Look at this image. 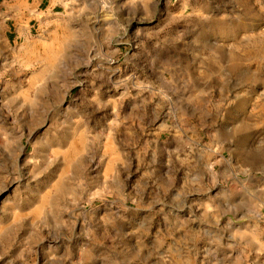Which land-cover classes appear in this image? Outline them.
<instances>
[{
  "label": "rangeland",
  "instance_id": "1",
  "mask_svg": "<svg viewBox=\"0 0 264 264\" xmlns=\"http://www.w3.org/2000/svg\"><path fill=\"white\" fill-rule=\"evenodd\" d=\"M23 1L0 264H264V0Z\"/></svg>",
  "mask_w": 264,
  "mask_h": 264
},
{
  "label": "crops",
  "instance_id": "2",
  "mask_svg": "<svg viewBox=\"0 0 264 264\" xmlns=\"http://www.w3.org/2000/svg\"><path fill=\"white\" fill-rule=\"evenodd\" d=\"M9 0H0V6H3V3H10L7 2ZM45 0H24L23 2L25 3L26 7L28 8L29 11H36V15L38 16L39 14L42 15L43 13V9H42V5L44 3ZM17 2V1H16ZM30 32H31V28H30ZM261 251H264V245L260 244V248ZM264 255V253H263ZM264 258L262 257L260 260L258 259L257 262H260L261 260H263Z\"/></svg>",
  "mask_w": 264,
  "mask_h": 264
}]
</instances>
